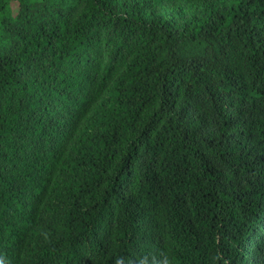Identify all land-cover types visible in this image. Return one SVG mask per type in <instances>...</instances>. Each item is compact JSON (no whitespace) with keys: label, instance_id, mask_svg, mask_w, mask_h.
Wrapping results in <instances>:
<instances>
[{"label":"trees","instance_id":"1","mask_svg":"<svg viewBox=\"0 0 264 264\" xmlns=\"http://www.w3.org/2000/svg\"><path fill=\"white\" fill-rule=\"evenodd\" d=\"M0 264H264V0H0Z\"/></svg>","mask_w":264,"mask_h":264}]
</instances>
